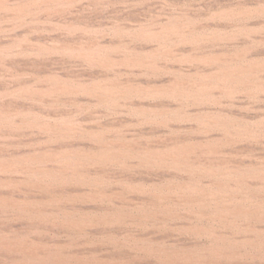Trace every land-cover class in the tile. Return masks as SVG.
<instances>
[{"label":"rangeland","instance_id":"1","mask_svg":"<svg viewBox=\"0 0 264 264\" xmlns=\"http://www.w3.org/2000/svg\"><path fill=\"white\" fill-rule=\"evenodd\" d=\"M264 0H0V264H264Z\"/></svg>","mask_w":264,"mask_h":264},{"label":"bare ground","instance_id":"2","mask_svg":"<svg viewBox=\"0 0 264 264\" xmlns=\"http://www.w3.org/2000/svg\"><path fill=\"white\" fill-rule=\"evenodd\" d=\"M262 244L264 246V243H262ZM227 253H229V250L222 252L219 249H217L216 252L213 254L212 253L206 254L205 255L206 257L202 258L201 261L204 262V264H214L215 259L212 256H216V258H218L219 256H223V254H227ZM186 264H194V263L192 262V263H186Z\"/></svg>","mask_w":264,"mask_h":264}]
</instances>
